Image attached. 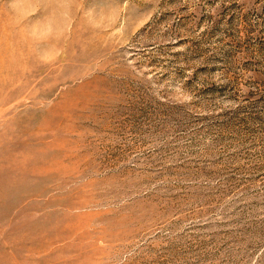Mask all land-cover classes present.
Segmentation results:
<instances>
[{
  "label": "rangeland",
  "instance_id": "1",
  "mask_svg": "<svg viewBox=\"0 0 264 264\" xmlns=\"http://www.w3.org/2000/svg\"><path fill=\"white\" fill-rule=\"evenodd\" d=\"M0 264H264V0H0Z\"/></svg>",
  "mask_w": 264,
  "mask_h": 264
}]
</instances>
